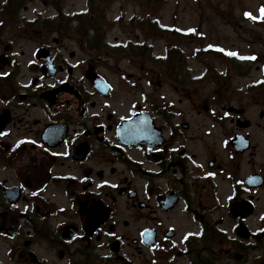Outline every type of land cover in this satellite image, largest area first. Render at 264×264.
I'll return each mask as SVG.
<instances>
[{
	"label": "flooded vegetation",
	"instance_id": "obj_1",
	"mask_svg": "<svg viewBox=\"0 0 264 264\" xmlns=\"http://www.w3.org/2000/svg\"><path fill=\"white\" fill-rule=\"evenodd\" d=\"M0 5V264H264V50L151 69L149 44L92 51L49 3Z\"/></svg>",
	"mask_w": 264,
	"mask_h": 264
},
{
	"label": "rangeland",
	"instance_id": "obj_2",
	"mask_svg": "<svg viewBox=\"0 0 264 264\" xmlns=\"http://www.w3.org/2000/svg\"><path fill=\"white\" fill-rule=\"evenodd\" d=\"M12 1L9 0L10 3ZM43 1L49 3V14H55L63 10L69 17L75 13L83 14L88 9L87 0H59L60 3L56 5L50 0ZM157 1L152 0L151 3H146L134 0H116L107 5L102 13L95 14L93 12L95 15L89 16L90 20L86 18V20H82L87 24V30L82 34L89 37L86 40L87 46L93 49L101 47L103 42L105 45L102 48L106 49L105 46H107L110 50L111 46H115V41H118V44H125L124 46L130 41H136L138 44H145L146 46L149 44V46H152L153 57L149 59V62L146 61V66L152 69L154 67L151 64H156L155 58L163 54L171 44L170 50L182 54L187 51L195 52L196 61L189 62L195 74L204 73V66L207 65L206 52L209 49L220 52L222 50L232 51L233 48H236L242 53L264 50V26L249 23L247 18L251 17H248L245 13L248 12L256 18L262 16L261 9L264 8V0ZM44 2L38 0L36 5L38 6V4ZM38 8L42 9L41 6H38ZM8 13L9 10H5L0 5V18L2 16L4 18ZM95 19H98L96 23L100 25L98 29L90 25L95 23ZM134 21L143 22L142 27L136 26ZM150 24H153L155 29L162 28V31L160 33L154 32ZM97 30L100 31L99 34H95ZM189 32H191V35L186 36L183 34ZM78 34L81 33L78 32ZM179 36H183V38ZM68 37L64 40V43L69 46L67 47L68 53L74 52L78 58L94 56L93 52L90 54L85 49H83L84 53L78 52L77 45L71 42V39H76L77 36L69 32ZM17 45L23 51H30L26 48L28 45L27 40L20 39ZM125 49L129 50L128 53L135 51L131 46ZM111 53L103 54L105 60L108 59L107 63L102 60V64H100L101 73L103 74H113L110 71V66L113 63L112 59L114 58L113 53ZM131 55L126 54V58H123L124 55L118 56V65L128 67L129 69L126 71L129 73H133L131 67L137 66L139 61L137 56ZM129 59L130 61H126ZM214 64L220 66L221 62L217 60ZM139 65H143V63ZM199 90V93L205 97L206 86L200 87Z\"/></svg>",
	"mask_w": 264,
	"mask_h": 264
},
{
	"label": "trees",
	"instance_id": "obj_3",
	"mask_svg": "<svg viewBox=\"0 0 264 264\" xmlns=\"http://www.w3.org/2000/svg\"><path fill=\"white\" fill-rule=\"evenodd\" d=\"M50 1L52 3H54L55 5L60 3V2H58L59 0H50ZM87 1H88L87 12L83 15H77L76 16V18L80 19L79 28L81 29V31L79 33H81V34H84L87 30V24H86V22H82V20H86V19L90 20L89 16H94L95 14L102 13V11L105 10V7L107 5H109L111 2L116 1V0H87ZM134 1L151 3L152 0H134ZM159 1H161V0H158L157 2H159ZM96 20H98V19H95V23H91L90 25L93 27H96V29H98V27L100 25L98 23H96ZM89 22H91V21H89ZM101 27H102V25H101ZM99 33H100L99 30H97L95 32V34H99Z\"/></svg>",
	"mask_w": 264,
	"mask_h": 264
},
{
	"label": "snow or ice",
	"instance_id": "obj_4",
	"mask_svg": "<svg viewBox=\"0 0 264 264\" xmlns=\"http://www.w3.org/2000/svg\"><path fill=\"white\" fill-rule=\"evenodd\" d=\"M262 14H264V8L261 9ZM246 15L250 16L253 19H256V17H252L250 13H246ZM261 18H264V15H262ZM229 55H236V53H229ZM252 59H255V57H252Z\"/></svg>",
	"mask_w": 264,
	"mask_h": 264
}]
</instances>
